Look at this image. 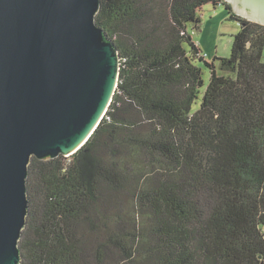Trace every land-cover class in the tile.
<instances>
[{"label":"trees","instance_id":"trees-1","mask_svg":"<svg viewBox=\"0 0 264 264\" xmlns=\"http://www.w3.org/2000/svg\"><path fill=\"white\" fill-rule=\"evenodd\" d=\"M206 5L239 25L228 58L187 31ZM95 21L115 94L77 152L31 158L20 264H264V26L224 0H100Z\"/></svg>","mask_w":264,"mask_h":264},{"label":"water","instance_id":"water-1","mask_svg":"<svg viewBox=\"0 0 264 264\" xmlns=\"http://www.w3.org/2000/svg\"><path fill=\"white\" fill-rule=\"evenodd\" d=\"M264 26V0H225ZM100 0H0V264H20L31 158L69 157L118 84L120 57L95 21Z\"/></svg>","mask_w":264,"mask_h":264},{"label":"rangeland","instance_id":"rangeland-1","mask_svg":"<svg viewBox=\"0 0 264 264\" xmlns=\"http://www.w3.org/2000/svg\"><path fill=\"white\" fill-rule=\"evenodd\" d=\"M197 17L200 20L199 26L195 28V25L188 24L187 31L195 45L201 49L205 60L212 62L214 57L228 58L230 56L232 37L239 31V25L228 20L223 6L213 7L206 5L197 13ZM262 61L264 62V49ZM201 67L204 86L200 91L203 94L209 83L210 72L203 65ZM200 101L201 96L196 101L195 108L198 107Z\"/></svg>","mask_w":264,"mask_h":264}]
</instances>
